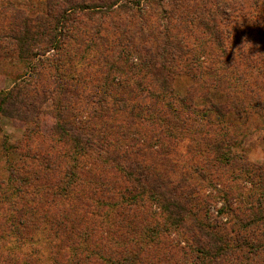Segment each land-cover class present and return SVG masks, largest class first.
Wrapping results in <instances>:
<instances>
[{
  "label": "rangeland",
  "instance_id": "rangeland-1",
  "mask_svg": "<svg viewBox=\"0 0 264 264\" xmlns=\"http://www.w3.org/2000/svg\"><path fill=\"white\" fill-rule=\"evenodd\" d=\"M59 17L61 48L43 57L31 53L26 57L18 52L13 40L17 30L29 23L35 28L33 32L37 25L46 26L47 21L52 25ZM255 52L258 59L254 63H261L264 0H0V96L11 94L12 114L20 118L9 117L8 103L3 104L0 264H53L50 257L55 256V250L67 255L69 244L75 241L69 242L68 237L73 229L75 234L93 229L95 238H106L109 232V239L123 244L131 238L127 233L131 228L139 240L144 227L161 221L149 192L127 211L128 219L122 223L108 204L97 207L96 200L102 197L93 191L92 182L108 181L122 190L128 183L120 170L126 171L124 166H132L134 159L119 168L116 163L103 166L93 155L83 158L79 168L84 169L85 181L73 187L64 201L55 199L54 186L59 176L42 165L47 164L45 159H58L67 150L53 139L58 108L63 107L72 116L75 133L96 143L103 135L111 137L105 133V126L94 119L95 114L109 111L115 115L120 108L126 110L119 128L121 132L126 129L125 146L133 142L142 145L144 134L152 136L149 142L161 135L156 130L160 124L144 108L150 104L158 108L157 117L166 118L165 126L185 123L184 128L193 129L180 136L177 144L162 139L165 152L153 154L147 161L164 175L163 182L173 183L169 188L177 184L182 192L196 195L197 202L191 195V203L185 201L184 206L193 214L198 211L196 215L202 220L224 223L230 216L220 213L222 204L236 208L247 194L262 197L264 179H259L257 167L264 161V114L253 115L255 111L250 109L244 113L242 105L235 101L237 107L233 108V100L227 99L230 92L223 84L230 75L215 71L224 59L228 65L239 63ZM53 53L59 60L56 68L41 61L50 59ZM242 70L238 65L230 86L237 85L235 78ZM158 94H166L165 99L155 98ZM211 104L223 109L226 105L228 115L215 117ZM130 113L135 117L131 118ZM201 114L207 116L211 126L201 120ZM116 123L106 131H117ZM218 127L227 130L238 143L230 150L227 161L213 159L206 149L209 129L219 130ZM145 142L147 146L151 144ZM160 148L153 146L156 151ZM38 183L43 186L33 196ZM23 184L29 194L22 193L19 186ZM254 200L253 197V205ZM80 204H91L83 221L82 212H77L78 216L72 213ZM59 212L65 215L63 220ZM103 212L108 214V220L97 216ZM42 215L49 217L43 221L39 219ZM18 221L27 222L21 239L13 231ZM192 222L184 217L178 229H166L149 251L142 245L139 264L190 262V250L179 231L186 230ZM55 233L59 238H54ZM29 236L33 238L28 240Z\"/></svg>",
  "mask_w": 264,
  "mask_h": 264
},
{
  "label": "trees",
  "instance_id": "trees-1",
  "mask_svg": "<svg viewBox=\"0 0 264 264\" xmlns=\"http://www.w3.org/2000/svg\"><path fill=\"white\" fill-rule=\"evenodd\" d=\"M60 19V17L57 18L52 25L48 23L49 21L45 23L46 26H43L44 24L40 26L37 25L36 31L33 32L32 29L35 30V28L31 27L29 23L25 26L23 25L22 29L17 30L13 35V40L15 41L18 52L26 57H28L30 53L31 55L36 54L43 57L50 51L61 48L62 45H60L58 41L57 31ZM40 27L42 30H40ZM70 39L72 40V38ZM34 51L37 52L34 53ZM255 53L256 55L247 57L248 60L246 59L239 63L232 62L230 65H228L226 63L227 61L224 59L219 63L215 71L216 73L220 72L223 76L230 75L231 79V75L236 72L237 66L242 65L243 70L241 75H239L240 77L235 78V81L238 82L236 86L229 85V83H232L229 82L230 79L223 81V84L230 92L227 99L233 100V108H236L238 103L242 105L244 113H248L250 109L255 111L253 115L258 114L261 117L262 114H264V59L261 63H254L258 59V52ZM51 57L50 59L46 58L41 61H48L52 65L54 64V68H56V66H58L57 62L59 61L57 60V54L53 53ZM229 61H232V58H229ZM257 64L261 66H257ZM210 69L212 68L208 70ZM205 70H207V68H205ZM230 94H233V96ZM236 94H239L240 97ZM151 95L153 96V94ZM154 97L157 99L160 97L162 100L165 99L166 94H158ZM10 99L11 94L9 93L0 96V112H4L5 110L3 109V104L5 105L8 103L9 114L7 112L6 114L10 115L9 117L20 119L17 118L18 116L15 114H12L14 112L10 104ZM122 101L123 100H120V102ZM234 101L237 103L235 104ZM179 102L181 104L184 103V101ZM164 104L168 106V103ZM224 106L225 109H223L221 105H216L215 107L211 104V111L215 113V117L218 116L223 118L228 115V109L226 110V105ZM144 108L150 113L148 115H153L152 118L154 121L160 124L159 128L156 130H158V134L161 135L155 136L158 138L155 142H149L153 139L152 136L150 134H144L146 137L144 139L151 143L149 146H147L145 140L142 145H136L137 143L135 144L133 142L132 145L125 146L124 136H126V129L122 130V132L119 131V128H122V121L126 117V110L124 109H116L118 114L115 115L114 112L111 113L109 111L102 114L97 112V114H95L94 119L105 126V133H108L111 137V139H109L103 135V138H100L101 143H96L89 138L79 136L77 132L75 133V127L71 121L72 116H70L69 112L65 111L63 107L58 108V113L55 115L56 131L53 139L55 144L60 148L67 147V150L62 151L58 159L53 161L45 159V163L47 164L42 165L44 170H54V173L59 176L58 183L54 186L56 191L54 195L55 199L64 201L68 197V194L73 192V187L75 188L80 185L82 181H85L86 178L82 175V170L84 169L81 167L80 171L79 168V162L83 158L93 155L95 161L101 162L103 166L104 164L108 166L116 163L119 168L121 164L134 159L133 163L135 167L133 163L132 166H124V168H126V171H124L125 174L119 169L123 178L128 183L122 190H118L115 186L109 184L108 181L102 180L98 183L92 182L93 191L97 193L99 197H102L96 200L98 204L97 207H102L105 203L108 204L110 208L115 210L116 215L119 216V223H122L128 219L127 211L131 209L132 206L138 205L139 201H143L145 194L149 192V197H151L150 201L153 202L155 207L160 211L159 217L161 221L151 226L144 227V230L139 234V240H136V232L132 231L131 228L127 231L128 236L130 233L131 238L128 242L123 244H118L109 239V232H107L108 236L106 235V238L102 235L95 238L93 229H87L88 231L84 230L85 232L76 231V234L73 229L68 237L69 242L72 239L75 241L69 244L67 255H59L55 250V253L53 252L55 256L53 258L50 257L51 262L53 264H139L140 258L138 257V253L142 245H145V249L149 251V247L153 248L156 246L159 235L162 232L168 228L178 229L185 217V219L187 218V220L191 219L193 221L189 224L190 226H186V230L179 231L181 228L178 230L182 242H184L190 250L189 254L191 256V261L187 264H264V191L261 194L262 197H255L253 193L247 194V196L243 198L245 200L236 208H230L227 204H222L220 213H225L227 216H230V219L227 218L224 223H222V221L219 223H212L206 218L204 220L198 218L196 215L198 211L193 214L192 210L190 211L184 206L185 201L187 204L191 203L188 198L191 195H194L195 202H197L196 195L182 192V187L177 184L169 188L168 185H173V183L163 182L164 175L160 174L159 170H156V168L151 166L152 164L147 161L153 157V154L155 156V154L165 152L164 149L166 148V144L163 140H172L177 144L180 136L189 131H193V129L184 128L186 126L185 123L180 126L174 123L165 126L166 123H164V121H166V118L157 117L158 108L151 104ZM129 116L133 118L135 114L130 113ZM206 117V115L201 114V120L205 121L208 124L207 126H211V123ZM25 118L26 117L22 118V120L25 121ZM115 121H117L115 124L117 131H106L108 128H111ZM218 128L219 130L209 129L207 135L210 139L206 142V149L209 156L213 159H226L227 161L230 150L238 146V143L233 138H230L227 130L221 127ZM90 129L92 130V128ZM185 137L186 136H184V138ZM154 144H157V146L160 145V150H154ZM12 166L15 167V164ZM14 170L15 168L10 170V172L12 173ZM257 170L260 172L258 174L259 179L263 180L264 161L257 167ZM37 178L38 176L35 177V181H38ZM11 182L13 183L15 181L11 180ZM256 183H254V186ZM11 186H13V184H11ZM39 186L43 185L38 183L35 186L36 190L33 192V196L37 193ZM19 187L23 194H29L27 189L24 191L26 185L23 184ZM15 193L19 194L18 192ZM9 196L10 194L7 195L8 199ZM253 197L256 203L254 205ZM90 206L91 204H80L79 207L77 206L72 210V213L78 216L77 212H82L83 216H81V220L83 221L88 214ZM59 213L60 220H63L65 215L62 212ZM35 215H38V212H36ZM97 216H99V218L103 217L106 220L109 218L106 212H103L101 215L98 213ZM48 217L47 215H42L39 216V219L46 221ZM71 223H73V219ZM26 224L23 221H18L16 229L13 230L14 234L18 233L21 235L19 239H21L23 231L26 230ZM53 236L55 239L59 238V234L57 233ZM47 237H49V235H47ZM32 238V236H29L28 240ZM121 245L122 249L120 250ZM133 251H136V253L134 254ZM6 263L8 264L9 262L7 261Z\"/></svg>",
  "mask_w": 264,
  "mask_h": 264
}]
</instances>
